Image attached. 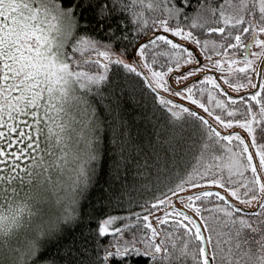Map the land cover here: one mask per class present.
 <instances>
[{"label": "snow or ice", "instance_id": "snow-or-ice-1", "mask_svg": "<svg viewBox=\"0 0 264 264\" xmlns=\"http://www.w3.org/2000/svg\"><path fill=\"white\" fill-rule=\"evenodd\" d=\"M260 35L264 0H0V264H56L53 248L67 264H264V104L258 99L264 68L250 58L264 56ZM232 49L243 53L236 79L230 78L238 63L228 58ZM214 55L228 63V76ZM137 57L151 79L137 71ZM111 64L142 76L149 87L155 80L164 93L192 105L157 96L168 113L164 137L137 165L142 179L133 187L151 193V200L133 201L123 180L115 186L117 177L106 196L108 206L123 209L128 195V216L90 203L111 150L103 141L111 132L119 138L127 132L101 91ZM154 64L166 70L155 71ZM211 68L222 75L188 83ZM219 80L237 92L260 89L228 98L244 106L226 113H239L240 120L226 121L202 102L204 86L223 92ZM211 89L207 103L223 110ZM251 102L261 106L255 110ZM197 109L225 130H245L248 140L217 131ZM204 187L224 194L180 195ZM172 196V211L156 216L154 227L151 209L160 210ZM131 202L149 215L132 211ZM97 213L104 218L89 228L86 221Z\"/></svg>", "mask_w": 264, "mask_h": 264}, {"label": "trees", "instance_id": "trees-1", "mask_svg": "<svg viewBox=\"0 0 264 264\" xmlns=\"http://www.w3.org/2000/svg\"><path fill=\"white\" fill-rule=\"evenodd\" d=\"M213 35L215 36V34ZM215 38L219 39V37ZM147 39L148 37L145 36L143 40H140V43H144ZM172 39L175 43L181 44L174 38ZM230 52L236 53L240 51L232 49L230 50ZM146 60L150 62V55L146 57ZM152 68L162 69L157 64L152 65ZM164 69H166V67ZM137 71L142 72L139 68H137ZM108 78V82L101 85V91H103L105 95L112 100V107L115 108L119 116L122 117L127 132L122 138H119L117 132H111L110 130L111 134L106 140L103 141L102 146L106 145L107 148L111 150L107 152L104 174L100 179L99 185L92 193V200L90 203L95 204L97 208H99L101 204L105 205L108 214L128 216L130 215L128 211L130 205L129 196L124 195V199L122 201L124 205L123 209L108 206V198H111L109 188L113 185L114 177H117V179L115 180V186L119 187L121 180H123L124 184L129 186L133 201H138L140 204H142L144 203V201L151 200V193H140L133 190V187L138 188L140 186V182L142 179L141 177L137 176V173L139 171H142V169L138 168L137 165L144 164L146 160L152 157L154 155V149L159 150V146L161 145L164 137V129L166 127L165 118L167 117L168 113L166 109H162L156 102V98L158 95H165L161 94L156 89L155 91H153V87H149L142 76H137L135 73H129L122 66L111 64L110 70L108 72ZM261 82L262 81L259 80L258 85ZM257 90L260 89H251L250 92L247 93L230 95L233 96L234 99H236L241 96H247L249 93H255ZM260 91L261 97L258 99L261 100V104H264V90ZM211 94L224 105L223 110L216 107V109H218L221 113L226 114L227 111L232 110L233 108L239 109L240 112L245 111L242 104L238 103L237 105L232 106L228 103V99L227 101H225V95L222 92L218 91L216 94L211 92ZM165 97L167 99L173 100L176 104L181 105L182 107H188L181 102H178L167 96ZM89 99H91V97H89ZM251 103L255 106V110H258V108L261 106V104H257L256 102ZM117 105L119 107H116ZM105 115H107V113H105ZM236 116L241 117L239 113H237ZM109 119H111V117H109ZM119 123L120 121H117V126H119ZM212 126L216 128L213 124ZM216 130L219 131L217 128ZM189 131H192L193 137L195 138V131L192 129H189ZM222 133L227 134L224 132ZM223 143L226 144L227 142L224 141ZM235 143L236 142L233 141V144ZM246 175H250V173H246ZM64 179L67 181V177H65ZM67 182L70 183L71 181ZM203 191L220 192L215 189H189L186 192H182L180 195L183 197H187L194 192ZM157 195H159V193H157ZM169 195L171 194L169 193ZM106 196L108 198H106ZM175 200L176 197L172 196L170 202L168 201L165 205L161 206L162 210L160 212L157 209H151V211L154 212L155 215H149L148 211L142 209L135 202H131V210L140 212L142 215H149V220L152 222L153 226L158 227L156 223V216L162 217L165 212H171L172 208L168 205ZM97 201H99V203H96ZM116 203L117 201L113 199V205H115ZM185 203H187L186 199ZM196 205H199V201L196 202ZM176 208L180 210L181 205L177 204ZM183 210L187 212V215L192 216L194 219H198L195 216V213H192L187 209ZM90 211L91 210L89 209V212ZM103 218V214L97 213L96 216L86 221V223L89 228L94 229L97 226V221ZM176 219L179 218L177 217ZM132 222L134 223V218ZM123 223L124 221H121L115 226H120ZM78 232L79 229L77 230V233ZM108 239H110V237L103 238L101 243H104ZM157 242L159 241L157 240ZM51 257L56 262V264H67L66 258L61 254H57L55 248L51 249ZM45 264H47V262H45Z\"/></svg>", "mask_w": 264, "mask_h": 264}, {"label": "rangeland", "instance_id": "rangeland-1", "mask_svg": "<svg viewBox=\"0 0 264 264\" xmlns=\"http://www.w3.org/2000/svg\"><path fill=\"white\" fill-rule=\"evenodd\" d=\"M170 38H174L175 40H177L181 44H185L186 43L185 41H182L179 37H170ZM259 38L261 40H264V35H260ZM189 47H191V45H189ZM251 51L252 52H260L261 50L253 47L251 49ZM232 53L233 52H229V57L228 58H230V59H236L238 61V63L232 66V69H231L232 76L230 78L236 79V77H239L240 76V73L238 72V69L240 67H243L244 66L243 63H240L239 62L241 60L242 56H243V53L242 52H236V55L234 57L232 56ZM250 58L253 59L254 66H255V64H259L260 67L264 68V59H263V56L260 58L259 61H256V58L255 57H250ZM216 60H222V65H223V68H224L223 75L228 76V73L230 71L229 70L228 63L227 62H224V60H223L222 57H219V56H215L214 55L213 56V62H215ZM137 61H138V63L135 66L137 68H139L145 75H147L151 79L150 72H148V69L144 68V66H143V63L144 62L143 61H140V58L139 57H137ZM126 62L127 63H130V64L132 63L131 60H127ZM203 63L208 64L209 61H207L206 59H204L203 60ZM153 70H155V71H165L166 69L153 68ZM173 73L174 74H171V76L177 75V73H175V72H173ZM206 74L209 75V76L217 77V78L222 75V73L219 72L218 70H216L215 68H211V69L207 70L206 72H201L198 76L191 78L188 83H191L192 80H198V79H200L201 77H203ZM171 76H166L165 79L168 80V81H171ZM259 80L260 79L257 77V75L255 73H253V75H252V82L258 84V81ZM219 83L221 84V88L223 89V92H226L228 94L224 98L225 101H227V99L229 97L233 98V96H231V95H234V94L238 95V94H241V93H247V92H250V90L252 89V88L249 87L246 90H241V91L237 92V91L229 88L227 84H224L223 80H219ZM152 84H153V87H155V89L158 90V92H160L161 94H163V95H165V96H167V97H169L171 99H174V100H176L178 102H181V103L185 104L188 107H192V105L188 101H186V100H180V99H178V98H176L174 96H169L167 93H164L157 86V82L155 80L152 81ZM204 87H205V92L203 93V96H202V102H204L207 107H209L215 113L221 114L222 117H223V119H225L226 121L227 120H231V119L240 120L242 118V117H238V116L228 117L227 114H223L218 109H216L214 102L211 103V104L207 103V91H208V89H211V86H204ZM211 92H213V93L216 94L218 91H216L215 89H211ZM199 95H201V94L198 93V96ZM197 110L200 111V114H202L203 116H205V118L208 119L219 131L224 132V133H227V131H231L234 134L241 135L242 137H244L246 139V141L248 140V136H247V133L245 132V130H242L238 126H234L231 129L225 130V129H223L222 125L218 124L212 117L207 116V114L204 113L203 110H200V109H197ZM253 127L255 128V124L253 125ZM202 189H215V190H218V191H220V192L223 193V190L222 189L216 188V187H204V188H196V189H191V190H202ZM169 202H170V200H169ZM161 210L162 209H160L159 212ZM191 212L194 213L193 211H191Z\"/></svg>", "mask_w": 264, "mask_h": 264}, {"label": "flooded vegetation", "instance_id": "flooded-vegetation-1", "mask_svg": "<svg viewBox=\"0 0 264 264\" xmlns=\"http://www.w3.org/2000/svg\"><path fill=\"white\" fill-rule=\"evenodd\" d=\"M263 59H264V56H263Z\"/></svg>", "mask_w": 264, "mask_h": 264}]
</instances>
